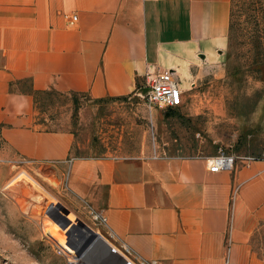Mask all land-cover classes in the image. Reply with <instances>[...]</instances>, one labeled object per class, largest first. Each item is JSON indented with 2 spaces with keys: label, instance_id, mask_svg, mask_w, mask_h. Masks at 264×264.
Wrapping results in <instances>:
<instances>
[{
  "label": "crops",
  "instance_id": "0c3cea01",
  "mask_svg": "<svg viewBox=\"0 0 264 264\" xmlns=\"http://www.w3.org/2000/svg\"><path fill=\"white\" fill-rule=\"evenodd\" d=\"M229 14L230 0H0L2 144L26 163L65 162L73 135L37 123L34 91L128 95L148 69L212 59L228 43ZM68 162V190L106 216L92 234L116 249L157 264H264L253 248L264 161L218 172L204 157Z\"/></svg>",
  "mask_w": 264,
  "mask_h": 264
},
{
  "label": "rangeland",
  "instance_id": "374dc122",
  "mask_svg": "<svg viewBox=\"0 0 264 264\" xmlns=\"http://www.w3.org/2000/svg\"><path fill=\"white\" fill-rule=\"evenodd\" d=\"M245 1L230 0L235 23L227 45L212 59L176 71L184 93L173 113L149 108L135 94L143 82L125 96L35 95L36 121L73 135L71 156L62 163H26L0 140V264H121L101 243L84 254L101 226L88 213L93 207L66 186L72 157L205 158L219 148L264 156V66L250 62ZM22 165L38 182L20 174ZM257 247L264 255V231Z\"/></svg>",
  "mask_w": 264,
  "mask_h": 264
},
{
  "label": "built area",
  "instance_id": "2783aa9c",
  "mask_svg": "<svg viewBox=\"0 0 264 264\" xmlns=\"http://www.w3.org/2000/svg\"><path fill=\"white\" fill-rule=\"evenodd\" d=\"M77 16H71L70 23L76 21ZM143 85L149 88L145 96L146 104L149 108H159L162 110L175 109L182 104L184 89L180 88L179 81L175 73L170 70H160L159 68L148 69L145 73ZM207 169L212 172L230 171L237 161L240 163H250L253 161H264V156L243 155L238 156L233 152L219 148L217 153L205 157ZM88 213L94 222L100 226L106 224V216L100 209L88 208ZM115 250V249H114ZM120 252V253H119ZM116 260L122 262V259L128 264H157L155 261H146L145 259L131 256L127 247L118 252L115 250ZM120 258L118 259V257Z\"/></svg>",
  "mask_w": 264,
  "mask_h": 264
},
{
  "label": "trees",
  "instance_id": "16d2710c",
  "mask_svg": "<svg viewBox=\"0 0 264 264\" xmlns=\"http://www.w3.org/2000/svg\"><path fill=\"white\" fill-rule=\"evenodd\" d=\"M232 1V0H231ZM245 24H247V44L250 46V51L252 52L251 65L254 66H264V0H246L245 1ZM234 21L232 20V13L229 14V28H228V38L232 37V32L234 31ZM137 87L139 85L137 84ZM44 93L49 95V97L56 96L57 94H63L56 90H41L33 92V102H35V95ZM75 95L76 93H71ZM83 95V94H82ZM75 100L74 96L72 97ZM174 109H169L168 112L173 113ZM38 124L45 125L42 120L37 121ZM45 131H57L44 127ZM264 231V225L257 231L255 239L253 241V248L261 256L264 261V255L261 249L257 247V238Z\"/></svg>",
  "mask_w": 264,
  "mask_h": 264
},
{
  "label": "water",
  "instance_id": "95a60500",
  "mask_svg": "<svg viewBox=\"0 0 264 264\" xmlns=\"http://www.w3.org/2000/svg\"><path fill=\"white\" fill-rule=\"evenodd\" d=\"M203 54H200V57H202L203 58ZM148 92H149V88L148 87H146V86H141V87H139V88H137L136 89V91H135V94H139V95H141V96H143L144 98H145V96L148 94ZM168 114V113H167ZM91 234H92V232H91ZM92 240H94V242L92 243V244H90L91 245V249H89L88 250V252L89 251H91L92 250V252H93V250L96 248V246H97V244H99L98 242H100L101 244H103V245H105V247H107L108 249L107 250H109V251H111L112 252V254H115V250L114 249H112L104 240H102L100 237H97V236H95V234H92V238H91V240H90V243H91V241ZM94 248V249H93ZM95 251V250H94ZM117 256V255H116ZM116 256L114 255L113 257L114 258H116ZM120 258V256L118 257V259ZM121 264H128V262H126L125 260H123L122 259V262H120Z\"/></svg>",
  "mask_w": 264,
  "mask_h": 264
},
{
  "label": "bare ground",
  "instance_id": "6f19581e",
  "mask_svg": "<svg viewBox=\"0 0 264 264\" xmlns=\"http://www.w3.org/2000/svg\"><path fill=\"white\" fill-rule=\"evenodd\" d=\"M18 171L20 172V174L21 175H23L25 178H27L29 181H31L32 183H36V182H38L37 180H36V177L34 176V174L31 172V170H29L27 167H25L24 165H22V166H20L19 168H18ZM91 247V245L89 246V249H91L90 248ZM96 252H97V250H96ZM103 253V252H102ZM85 255H87L88 254V251L87 252H85L84 253ZM96 254V253H95ZM105 253H103V255H104ZM108 256V255H107ZM112 256H114V255H112ZM112 260H113V258L112 257H110ZM110 258H109V260H110ZM108 259V258H107ZM110 262V261H109ZM112 262V261H111ZM115 262V261H114ZM107 264V263H106ZM112 264V263H111ZM114 264H116V263H114Z\"/></svg>",
  "mask_w": 264,
  "mask_h": 264
}]
</instances>
